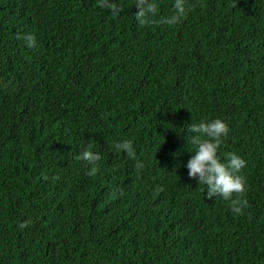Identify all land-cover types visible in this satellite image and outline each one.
<instances>
[{
    "label": "trees",
    "instance_id": "16d2710c",
    "mask_svg": "<svg viewBox=\"0 0 264 264\" xmlns=\"http://www.w3.org/2000/svg\"><path fill=\"white\" fill-rule=\"evenodd\" d=\"M135 2L0 0V264H264V0H187L175 25L174 0L146 25ZM215 118L240 214L188 175L184 130Z\"/></svg>",
    "mask_w": 264,
    "mask_h": 264
},
{
    "label": "clouds",
    "instance_id": "9594fccd",
    "mask_svg": "<svg viewBox=\"0 0 264 264\" xmlns=\"http://www.w3.org/2000/svg\"><path fill=\"white\" fill-rule=\"evenodd\" d=\"M103 7L110 10L113 16H118L121 8L117 0H101ZM187 0H174V11L161 17V23L166 25H175L181 22L186 14ZM135 12L136 20L141 25L151 22L152 17L159 12L157 0H136ZM22 38L30 48L37 46L35 34L28 32L22 34ZM188 133L187 144L190 142L194 146L191 158L186 167L188 175L191 178L198 179L200 185L206 186V192L209 199L222 197L230 202L231 211L240 214L247 206V199L243 198L246 192V177L241 175V170L246 166L247 161L236 152H229L223 158L219 154V149L223 137L229 133V125L221 118L200 120L192 122L184 130ZM115 148L126 151L131 158H136V150L132 139L125 138L116 142ZM77 159L87 161L90 165L88 175H94L97 172V161L101 159L98 152L88 149L83 150ZM137 167L142 168L143 164L137 161ZM27 222L21 224L25 227Z\"/></svg>",
    "mask_w": 264,
    "mask_h": 264
}]
</instances>
